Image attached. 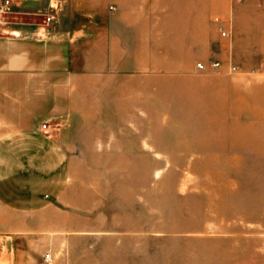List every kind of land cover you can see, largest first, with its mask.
<instances>
[{"label":"rangeland","instance_id":"obj_1","mask_svg":"<svg viewBox=\"0 0 264 264\" xmlns=\"http://www.w3.org/2000/svg\"><path fill=\"white\" fill-rule=\"evenodd\" d=\"M165 1L191 24L175 58L186 75L159 77L152 109L107 136L126 148L104 154L123 157L77 160L78 206L58 209L72 232L52 240L31 213L29 232L0 231V264H264V156L245 151L264 143V0ZM198 24L210 54L196 52Z\"/></svg>","mask_w":264,"mask_h":264},{"label":"crops","instance_id":"obj_2","mask_svg":"<svg viewBox=\"0 0 264 264\" xmlns=\"http://www.w3.org/2000/svg\"><path fill=\"white\" fill-rule=\"evenodd\" d=\"M10 4L0 25V231L29 232L34 213L33 222L61 239L73 227L59 206H78L77 160L124 156L104 154L126 148L107 136L126 134V112L152 109L143 97L156 99L159 77L186 75L175 58L189 53L191 24L165 0ZM196 30V52L210 54ZM260 145L246 140L245 151L263 157Z\"/></svg>","mask_w":264,"mask_h":264},{"label":"built area","instance_id":"obj_3","mask_svg":"<svg viewBox=\"0 0 264 264\" xmlns=\"http://www.w3.org/2000/svg\"><path fill=\"white\" fill-rule=\"evenodd\" d=\"M57 7L58 6H57V3L55 1H53V2L50 1L49 2V8L57 9ZM10 9H11L10 0H1L0 1V25L7 22V15L10 12ZM51 20H53V15L50 14V15H47L45 17V21L49 22ZM218 30H219V33H220V35L222 37H224V38L228 37V31L222 25L218 26ZM209 66L212 69H218L220 67V62L217 61V60L210 61L209 62ZM195 67H196L197 70H204V69H206V64L204 62H197ZM227 70L229 72H236L238 70V68L234 64H229ZM40 128L42 130H46L48 128V126L44 122V123L41 124ZM50 260H51L50 254L48 252L45 253L44 254V261L46 263H49Z\"/></svg>","mask_w":264,"mask_h":264}]
</instances>
